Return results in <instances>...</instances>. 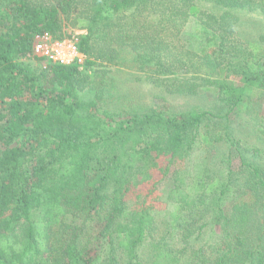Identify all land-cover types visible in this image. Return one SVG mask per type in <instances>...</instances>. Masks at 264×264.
Masks as SVG:
<instances>
[{
	"label": "trees",
	"instance_id": "obj_1",
	"mask_svg": "<svg viewBox=\"0 0 264 264\" xmlns=\"http://www.w3.org/2000/svg\"><path fill=\"white\" fill-rule=\"evenodd\" d=\"M250 13L264 0H0V264H264ZM67 27L84 66L43 68L34 32ZM112 67L211 102L140 108Z\"/></svg>",
	"mask_w": 264,
	"mask_h": 264
},
{
	"label": "rangeland",
	"instance_id": "obj_2",
	"mask_svg": "<svg viewBox=\"0 0 264 264\" xmlns=\"http://www.w3.org/2000/svg\"><path fill=\"white\" fill-rule=\"evenodd\" d=\"M251 23L253 24V30L255 33H264V19L261 20V16L256 15L255 13H250ZM258 25L255 24L258 22ZM252 24H249L250 27ZM252 29V27H251ZM73 30L69 27L65 28V32ZM5 31V27L0 26V33ZM111 72L109 73L110 77H108V81L111 79H116V83L118 85V94H124L126 92L131 93L130 97L132 101H134V105H138L140 108L145 106H163L168 111L178 112L181 110H185L192 106L205 107L208 106L211 102V94L203 93L200 95H187L180 93H170L165 92L163 89L154 86L147 80L137 79L135 76L130 73L129 70L126 69H116L114 67L111 68ZM124 91L121 88H124ZM121 90V91H120ZM262 106L264 108V95L261 100ZM122 104H126L125 101H121Z\"/></svg>",
	"mask_w": 264,
	"mask_h": 264
},
{
	"label": "built area",
	"instance_id": "obj_3",
	"mask_svg": "<svg viewBox=\"0 0 264 264\" xmlns=\"http://www.w3.org/2000/svg\"><path fill=\"white\" fill-rule=\"evenodd\" d=\"M73 29L57 37L48 30L36 31L32 37V55L41 61L42 67L49 64L84 66L86 55L80 50L79 34Z\"/></svg>",
	"mask_w": 264,
	"mask_h": 264
}]
</instances>
